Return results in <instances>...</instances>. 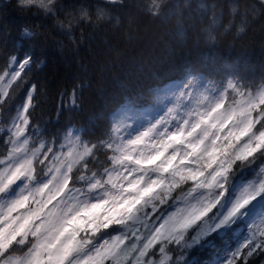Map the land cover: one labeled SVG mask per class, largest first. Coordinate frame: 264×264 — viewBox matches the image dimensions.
Masks as SVG:
<instances>
[{"label": "snow or ice", "instance_id": "6c2138e0", "mask_svg": "<svg viewBox=\"0 0 264 264\" xmlns=\"http://www.w3.org/2000/svg\"><path fill=\"white\" fill-rule=\"evenodd\" d=\"M117 5L122 0H107L97 19ZM18 6L52 15L58 8L56 0ZM142 10L153 19L169 15L162 0ZM79 13L90 19L86 7ZM261 13L264 0L244 4L241 19ZM212 16L217 23L215 5ZM58 23L70 31L78 21ZM33 63L25 53L0 67V264H176V248L178 259L194 264L189 250L242 223L248 234L226 264L264 253V82L189 73L168 89L170 106L145 123L58 127L36 120L37 84L15 103ZM75 95L76 88L74 109Z\"/></svg>", "mask_w": 264, "mask_h": 264}, {"label": "trees", "instance_id": "16d2710c", "mask_svg": "<svg viewBox=\"0 0 264 264\" xmlns=\"http://www.w3.org/2000/svg\"><path fill=\"white\" fill-rule=\"evenodd\" d=\"M202 3L203 8L181 3L180 17L173 14L176 7L165 5L162 7L168 17L153 19L133 0H122V5L109 7V18L97 19L90 12V19L83 20L67 6L62 11L57 8L52 15L22 9L15 0H0V26L8 25L7 32L0 33V67L12 55L34 56L32 71L16 88L15 103H22L27 89L35 83L39 88L37 121L103 130L111 126L114 115L123 107L137 110L150 106L157 93L160 95L172 83L183 82L189 73L198 72L213 81L239 78L256 85L264 82V13L241 19L243 5L259 6L260 0ZM213 5L218 20L215 24ZM232 6L238 9L234 16L229 13ZM69 13L78 21L70 31L58 23L67 24L72 18ZM241 26L244 31L238 32ZM25 29L34 36L26 38ZM3 120L0 114V126ZM222 236L191 249L189 256L197 264H210L224 240L226 250H234L232 233ZM248 259L250 264H264V253L258 251Z\"/></svg>", "mask_w": 264, "mask_h": 264}, {"label": "rangeland", "instance_id": "374dc122", "mask_svg": "<svg viewBox=\"0 0 264 264\" xmlns=\"http://www.w3.org/2000/svg\"><path fill=\"white\" fill-rule=\"evenodd\" d=\"M15 1L18 4V0H15ZM84 1L86 4H84L83 7H86L89 10V12L93 11V7L97 5V2H95V0H84ZM133 1L136 4L141 5L142 7L150 3V0H133ZM56 2L58 5V0H56ZM105 3H107V0H99V4H100L99 7H105ZM181 3H184V4L194 3L198 7L202 6V3H200L199 0H162V6L168 5L170 7H176L177 5L179 6ZM79 8H78V12H79ZM231 9L232 7L229 8L230 15L232 14ZM94 12L97 15V7H95ZM232 23L233 22H231V24ZM183 82L173 83L169 85L168 87L164 88L161 91L158 98L154 100V103H152L151 104L152 106L149 108H145V109L140 108L137 110L135 109L131 110V109H127L126 107H123L122 109L119 110V112L113 118V122L118 121V120H123L125 123H128V124L145 123L153 119V117H156L159 114H162V112L166 110V106H170L171 96H170V93L168 92V89L174 88L176 85H181ZM257 170H258V167H257ZM253 174L254 173L249 174V178H251V175ZM231 233L233 237H237V239L239 240V243L242 244L244 243V239L248 234V229L246 225L242 223L238 227H236ZM181 260L182 259H180V261ZM179 264H184V263L179 262Z\"/></svg>", "mask_w": 264, "mask_h": 264}, {"label": "flooded vegetation", "instance_id": "af4514ba", "mask_svg": "<svg viewBox=\"0 0 264 264\" xmlns=\"http://www.w3.org/2000/svg\"><path fill=\"white\" fill-rule=\"evenodd\" d=\"M58 2L60 6L64 5V0H58ZM68 2H69L70 9H73L78 15H80V13L78 12V8L86 4L84 0H68ZM95 2H97V5L93 7V12H94L95 7L100 6L99 0H95ZM31 8H35V7H31Z\"/></svg>", "mask_w": 264, "mask_h": 264}, {"label": "bare ground", "instance_id": "6f19581e", "mask_svg": "<svg viewBox=\"0 0 264 264\" xmlns=\"http://www.w3.org/2000/svg\"><path fill=\"white\" fill-rule=\"evenodd\" d=\"M243 2V1H242ZM125 15V14H124ZM250 22H251V19H250ZM137 23V22H136ZM252 24V23H251ZM78 26V25H77ZM255 27V26H254ZM139 28V27H138ZM152 28V27H151ZM256 28V27H255ZM92 35V34H91ZM52 49V48H51ZM57 50V49H56ZM50 51V50H49Z\"/></svg>", "mask_w": 264, "mask_h": 264}, {"label": "water", "instance_id": "95a60500", "mask_svg": "<svg viewBox=\"0 0 264 264\" xmlns=\"http://www.w3.org/2000/svg\"><path fill=\"white\" fill-rule=\"evenodd\" d=\"M5 2H8V1H10V0H4Z\"/></svg>", "mask_w": 264, "mask_h": 264}, {"label": "clouds", "instance_id": "9594fccd", "mask_svg": "<svg viewBox=\"0 0 264 264\" xmlns=\"http://www.w3.org/2000/svg\"><path fill=\"white\" fill-rule=\"evenodd\" d=\"M18 3H19V0H18Z\"/></svg>", "mask_w": 264, "mask_h": 264}]
</instances>
